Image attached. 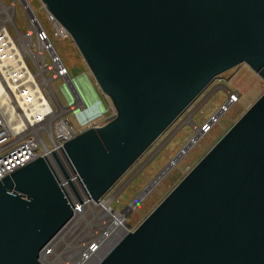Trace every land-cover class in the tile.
Segmentation results:
<instances>
[{
    "label": "water",
    "instance_id": "water-1",
    "mask_svg": "<svg viewBox=\"0 0 264 264\" xmlns=\"http://www.w3.org/2000/svg\"><path fill=\"white\" fill-rule=\"evenodd\" d=\"M40 1L96 82L73 78L88 106L79 121L104 112L100 95L115 110L62 147L87 200L99 202L217 75L245 63L264 80V0ZM73 205L47 157L0 179V264H43ZM95 264H264V92Z\"/></svg>",
    "mask_w": 264,
    "mask_h": 264
},
{
    "label": "rangeland",
    "instance_id": "rangeland-1",
    "mask_svg": "<svg viewBox=\"0 0 264 264\" xmlns=\"http://www.w3.org/2000/svg\"><path fill=\"white\" fill-rule=\"evenodd\" d=\"M27 1L48 33L55 51L70 76L76 78L85 74L96 87V82L70 35L64 29L59 30L58 24H54V21H50V14L44 9L40 0ZM2 2L9 4L11 0H2ZM15 5L14 22L17 29L24 32L27 29L26 15L19 0H16ZM48 61L49 57L46 55L45 62ZM61 83L60 80L53 81L50 96L54 98L56 105L58 98L60 104L66 106L68 101L61 90ZM227 90L238 91L240 98L216 118L215 113L227 99ZM263 92L264 80L245 63L217 75L123 173L104 195L102 203H107L110 211H113L112 209L120 211L124 207H130L126 217L130 227L127 228L137 227ZM53 96H56V99ZM100 98L105 111L92 121V125H101L114 115L110 99L104 95H100ZM79 104L83 103L78 100ZM66 117L76 133L91 126H80L77 117L71 112L66 113ZM210 119L214 120L213 123H209ZM205 124L209 125L210 129L201 133L200 137H196L191 143L190 139L198 133V128ZM60 160L68 172L66 160L63 161L61 156ZM55 162L60 163L59 160ZM55 169L62 176L56 166ZM78 193L81 195L80 191ZM72 198L73 203H79L75 196ZM108 213L105 209L92 205L77 210L40 253V261L43 264H57L70 245L76 246L82 240H91V231L96 227L94 216H105ZM122 229L124 228H118L107 234L102 251L86 264H93L98 257L100 259L116 243L115 240ZM77 251L75 247L73 256Z\"/></svg>",
    "mask_w": 264,
    "mask_h": 264
},
{
    "label": "built area",
    "instance_id": "built-area-1",
    "mask_svg": "<svg viewBox=\"0 0 264 264\" xmlns=\"http://www.w3.org/2000/svg\"><path fill=\"white\" fill-rule=\"evenodd\" d=\"M15 2L16 0H11L9 4H5L0 0V179L38 157L51 160L55 153L60 163L54 160L51 164L64 191L71 201L80 191V197L87 203L89 200H85L80 182L62 154L63 144L76 134L66 113L75 115L76 110L82 112L85 108L75 102L73 77L27 0H19L26 15L27 29L24 32L17 29L14 22ZM49 16L50 21L58 24L59 30L64 29L52 15ZM46 55L49 57L48 62H45ZM56 80L62 82L60 87L68 101L66 106L60 104L58 98L56 105L54 98L50 96L52 83ZM53 97L56 99V96ZM239 98L238 91L227 90V99L215 113V117L226 112ZM94 119L83 121V124L92 125ZM78 123L82 125L79 119ZM201 133H196L190 141H195ZM60 156L63 161L66 160L68 172ZM70 174L73 175L72 178ZM88 205L97 206L91 203ZM129 208L124 207L120 211L110 208L112 213L94 216L96 227L91 231V240H82L76 246L70 245L57 264L88 263L102 251L107 234L121 227L126 228L127 232L126 217ZM75 212L76 210L74 214ZM122 213H125L124 226L113 225L116 214ZM74 246L78 250L75 256Z\"/></svg>",
    "mask_w": 264,
    "mask_h": 264
},
{
    "label": "bare ground",
    "instance_id": "bare-ground-1",
    "mask_svg": "<svg viewBox=\"0 0 264 264\" xmlns=\"http://www.w3.org/2000/svg\"><path fill=\"white\" fill-rule=\"evenodd\" d=\"M73 83H74V88H75V97H74V100H75V102H78V100L79 101H81V104L83 105V107L86 109L88 106H87V103H86V101H85V99H84V96H83V94H82V92H81V90L79 89V86H78V84H77V81L75 80V79H73ZM80 105V104H79ZM104 111H105V109H104ZM86 121V120H85ZM84 121V122H85ZM213 119H210V121H209V123H213ZM81 122H82V125L81 126H84V125H86V124H83V120L81 119ZM208 125H207V127H199L198 128V132H207L209 129H210V127L208 128ZM207 129V130H206ZM204 130H206V131H204ZM193 141H191V143H192ZM51 159V158H50ZM53 161H54V159L52 158L51 160H50V162L51 163H53ZM71 175V177L70 178H72V174H70ZM104 197V196H103ZM102 197V198H103ZM85 200L87 199V196L85 195ZM102 198H101V200L99 201V202H94L93 200H89V202H87V203H74V208H73V211H77V210H80L81 208H83V207H85V206H88V203H91V204H95V205H97V206H99V207H101V208H103V209H105L106 211H108L109 213H112V211H110L109 210V208H108V205H107V203H102ZM102 203V204H101ZM124 217H125V213H122V214H116V216H115V219H114V224L113 225H117V224H120L121 226L123 225L124 226V224H125V222L123 221L124 220ZM126 233V228L125 229H122L121 230V233H119L118 234V236H117V239L115 240V242L123 235V234H125ZM54 241V240H53ZM114 244V243H113ZM112 246V245H111ZM110 246V247H111ZM101 255V254H100ZM101 257V256H100ZM99 260V257H98V259L95 261V262H97ZM95 262L93 263V264H95Z\"/></svg>",
    "mask_w": 264,
    "mask_h": 264
}]
</instances>
